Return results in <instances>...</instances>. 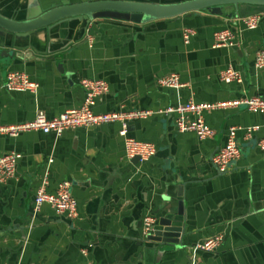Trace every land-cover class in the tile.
I'll use <instances>...</instances> for the list:
<instances>
[{"label":"crops","instance_id":"1","mask_svg":"<svg viewBox=\"0 0 264 264\" xmlns=\"http://www.w3.org/2000/svg\"><path fill=\"white\" fill-rule=\"evenodd\" d=\"M39 1L48 8L59 0ZM26 4L0 0V14L21 17ZM262 10L242 4L237 17L228 15L231 7L221 14L193 11L140 23L98 18L87 29L84 20L72 18L15 42L0 32V125L30 120L38 110L52 117L79 106L82 77L108 83L94 106L97 112L264 97V67H254V55L264 47ZM254 12L261 16L258 25L245 29L240 18ZM185 26L195 30L189 42L182 39ZM223 28L234 32L235 46H213V33ZM228 65L242 73L240 83L219 79ZM11 70L36 81V92L6 90ZM170 72L178 73L183 86L156 84ZM173 118L153 114L129 123L128 135L157 149L135 165L125 157L118 122L66 130L59 137L40 131L0 135V155L21 154L14 176L0 183V264H264V159L257 147L264 127L243 137V128L261 124L262 115L243 106L205 112L215 131L205 140L177 131ZM230 126L238 127L240 156L219 172L209 157L224 144ZM45 175L48 191L70 181L76 219L56 215L48 204L31 217ZM179 200L183 215L177 214ZM167 208L184 226L183 245L141 242L144 216L158 219ZM216 233H223V241L215 252L194 253L196 244ZM84 246L86 256L80 252Z\"/></svg>","mask_w":264,"mask_h":264},{"label":"built area","instance_id":"2","mask_svg":"<svg viewBox=\"0 0 264 264\" xmlns=\"http://www.w3.org/2000/svg\"><path fill=\"white\" fill-rule=\"evenodd\" d=\"M260 17L259 13H253L241 17L240 21L245 29H254L258 25ZM194 33V28L188 26L183 27L181 30L183 41L189 42ZM212 38L213 46L216 47H233L237 44L235 34L230 28L215 31ZM254 67L256 69L264 67V47L256 51L254 55ZM219 79L226 83H240L242 81V73L233 66L228 65L220 70ZM79 84L84 91V97L79 106L66 109L52 117H47L43 111L38 110L30 120L0 125V135L15 137L23 132L40 131L42 133H52L56 137H59L66 130L95 127L118 122L120 125L118 134L123 139L126 159L129 160L137 156L139 161L144 162L156 153V145L153 142L139 140L128 135L127 128L132 120L147 119L153 114H173L174 126L177 131L193 132L199 140H205L212 138L215 134L214 129L205 122V112L243 106L248 111L259 112L262 115L261 124H254L243 128V137L249 139L261 127H264V97L259 94L220 101H194L189 99L184 103H178L156 110L118 108L105 112H97L94 110V106L99 96L108 92V83L99 78L82 77L79 80ZM156 84L161 87L174 89L183 86L176 72H170L157 77ZM4 88L8 91H28L35 93L38 88V83L31 80L23 71L11 70L6 75ZM237 128L236 126L227 128L224 144L209 157L211 164L219 172L225 171L228 164L240 156V147L236 136ZM257 147L264 159V133L258 138ZM20 156L21 154L16 151H9L0 155V183L14 176L16 164ZM51 161L52 158H49L48 162ZM47 186L48 180L45 175L34 194L31 212L32 217L39 213L43 204H48L56 215L64 216L69 220L76 219L78 217L77 200L71 193L70 181L62 180L58 182L54 191H48ZM155 220L156 218L150 214L144 216L141 227L142 235H146L152 230ZM222 241L223 233L213 234L196 244L193 251L194 253L198 250L213 253L220 247ZM80 252L86 256L88 254L87 246L82 247ZM190 264H194L192 260Z\"/></svg>","mask_w":264,"mask_h":264},{"label":"water","instance_id":"3","mask_svg":"<svg viewBox=\"0 0 264 264\" xmlns=\"http://www.w3.org/2000/svg\"><path fill=\"white\" fill-rule=\"evenodd\" d=\"M242 4L258 7L260 11L264 9V0H166L165 2L136 0H79L72 2L59 0L51 2L48 8L43 7L39 0H27L23 16L8 18L0 14V32L5 33L15 42L16 39L30 36L41 29L49 30L61 21L72 18L84 20L87 29L91 21L98 18L140 23L145 20L171 18L193 11L221 14L223 8L231 7L233 13L228 15L237 17L239 5ZM10 56L13 57L14 52H11ZM16 57H22V55L16 53ZM129 162L135 165L141 161L135 156L129 159ZM176 191L180 196L182 185L177 186ZM165 200L166 203L170 201L168 197ZM182 205V200L177 201L178 215H183ZM165 211V214L158 219L154 216L156 220L153 223V228L146 235H142L141 242L181 247L184 243L182 241L184 226L182 223H177V218L170 211V208L165 209ZM91 245L95 244L91 242Z\"/></svg>","mask_w":264,"mask_h":264}]
</instances>
